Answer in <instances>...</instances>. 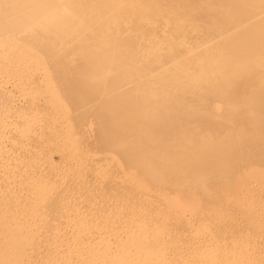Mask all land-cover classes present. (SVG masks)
Instances as JSON below:
<instances>
[{
  "label": "bare ground",
  "instance_id": "6f19581e",
  "mask_svg": "<svg viewBox=\"0 0 264 264\" xmlns=\"http://www.w3.org/2000/svg\"><path fill=\"white\" fill-rule=\"evenodd\" d=\"M0 264H264V0H0Z\"/></svg>",
  "mask_w": 264,
  "mask_h": 264
}]
</instances>
